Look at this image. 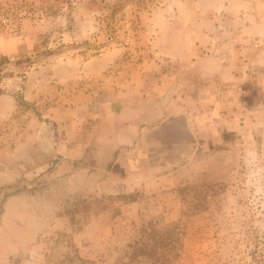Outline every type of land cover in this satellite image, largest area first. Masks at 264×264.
I'll use <instances>...</instances> for the list:
<instances>
[{"label": "rangeland", "instance_id": "1", "mask_svg": "<svg viewBox=\"0 0 264 264\" xmlns=\"http://www.w3.org/2000/svg\"><path fill=\"white\" fill-rule=\"evenodd\" d=\"M231 63L202 99L205 64ZM168 78L191 94L189 144L151 146L131 183L91 182L115 162L70 151L100 112L87 97ZM22 143L0 264H264V0H0V175Z\"/></svg>", "mask_w": 264, "mask_h": 264}, {"label": "crops", "instance_id": "2", "mask_svg": "<svg viewBox=\"0 0 264 264\" xmlns=\"http://www.w3.org/2000/svg\"><path fill=\"white\" fill-rule=\"evenodd\" d=\"M208 64H205L206 66L201 71L210 78L208 80L213 82L210 81L208 84L202 85L206 88L202 97L204 100L215 98L217 92L215 95L210 94L209 92L212 91L209 86L222 87L221 82L226 77L227 69L232 70L231 76L236 75L235 72L234 75L232 73L233 63L230 66L222 64L220 67L216 64L214 66L211 64L208 66ZM185 87H188L185 82H176L168 78L154 81L150 92L140 90V86L130 89H113L111 87L105 91L101 100L98 99V102L87 97V102H84L83 106L87 105L90 108L92 104L99 103L100 112L93 114L94 120L86 130L85 138L87 140H84L83 144L78 140L77 142L72 141L70 151L77 152L79 148L86 149L84 152L97 151L95 156L97 159L115 162L111 172L106 169L107 163L105 162L92 166L90 169L85 168L88 170L90 181L102 185L131 183L134 178L140 177V175L153 173L144 171V168L140 167L141 161L146 158L150 160L151 152H154V148L152 149L151 146H156L158 143L166 147L189 144L191 128L194 126L191 123L190 107L186 104L191 94ZM180 88H182L181 92ZM42 135L46 134L42 133ZM57 135L55 132L54 143H52L55 147L53 154L63 153L62 150H57ZM37 146L40 148H38L39 152L42 150L45 154L52 152L41 143ZM27 147L31 148V145L22 143L21 147L10 152L13 165L5 163L8 171L4 175H0V183L16 180L21 174L19 168L23 167L27 172L31 170V166L27 167L26 162L22 163L18 157L20 151ZM28 155H31L30 151ZM71 156L74 157V153ZM120 167L123 168L121 174L118 172ZM27 172L24 173L25 176H28ZM13 200V198L10 199L6 205V215ZM2 226L3 224H0V227Z\"/></svg>", "mask_w": 264, "mask_h": 264}, {"label": "trees", "instance_id": "3", "mask_svg": "<svg viewBox=\"0 0 264 264\" xmlns=\"http://www.w3.org/2000/svg\"><path fill=\"white\" fill-rule=\"evenodd\" d=\"M147 247V244L146 245H142V247H139V248H137V250H144V251H146L147 252V250L145 249Z\"/></svg>", "mask_w": 264, "mask_h": 264}]
</instances>
